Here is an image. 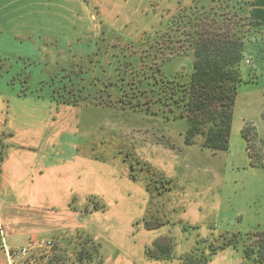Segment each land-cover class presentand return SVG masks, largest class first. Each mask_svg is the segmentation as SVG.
Instances as JSON below:
<instances>
[{
  "label": "rangeland",
  "instance_id": "1",
  "mask_svg": "<svg viewBox=\"0 0 264 264\" xmlns=\"http://www.w3.org/2000/svg\"><path fill=\"white\" fill-rule=\"evenodd\" d=\"M19 2L5 1L8 9L21 7ZM196 2L205 4L209 0H65L63 4L56 0L55 13L60 18V15L64 17L62 20L55 19L56 34L49 36L60 40V44L56 43L55 55L48 58V64L34 66L23 62V66L27 72L35 69L34 78L40 81L38 90L34 91L36 95L55 96L57 100L68 103L85 101L106 108L102 116L99 113H85L83 116L74 114L72 121V134L86 133L88 140L102 142V146H92L90 150L80 147L82 152L87 151V155L90 152L93 157L97 155L93 161L101 162L100 176L95 177V174H100L98 169L94 172L87 166V176L97 179L100 184V195L88 196V206L81 208L86 217L82 231L54 239L55 244L51 247L34 248L31 257H16L12 259V264H97L100 258L101 264H106L115 260L113 258L116 253H119L116 260L119 264H148L141 253L147 246H152L155 239L165 236L171 237L174 242L169 264H255L253 259L244 257V247L247 234L264 230L258 217L264 220V173L252 167L243 127L250 124L257 130V125L263 122L264 129V99L260 91L254 90L251 82L240 84L229 148L215 152L203 147L199 138L195 144H186V120L164 113L160 103L153 105L152 113L133 108H117L119 103L116 95L112 87L108 86L110 75L114 73V67L118 66L115 54L119 52V45L127 46L132 41L138 46L136 49L142 50L143 47L148 50L143 51L145 53L155 46L158 48L157 43L162 42V35L169 29L168 21L171 19L170 26L173 24L176 29L183 30V23H174L173 16H182L184 7ZM91 15L95 16V22L90 20ZM179 15L175 20L180 19ZM2 21L7 23L9 19L3 17ZM63 28H72L69 43L57 34V31L63 32ZM175 31L178 34L180 32ZM27 36L4 33L0 35V40L11 43L16 39L20 42ZM109 38H112L113 44L106 43ZM110 52L113 53V59H110ZM245 52L243 72L256 62L254 52L249 47ZM192 57V51L188 50L170 59L165 66L169 64L175 69L186 70ZM25 71L24 75H18L17 78L21 82L22 77L21 85L26 89L24 94L30 91ZM249 79L254 78L250 76ZM133 80L137 82L138 77ZM109 91L111 97L108 96ZM141 102L147 101L141 98ZM89 117L93 121L85 123ZM102 118V128L97 127L96 121L100 123ZM146 118L151 119L146 121ZM160 118L167 125L165 130L158 126V122H154ZM150 122L156 124L151 129H145L144 124L151 125ZM149 135L152 142L156 138V142L161 144V153L154 152L153 147L144 150L141 143ZM250 136L253 153L264 156V141ZM149 157L154 160L160 157L163 164L158 167L148 160ZM88 162L91 163L92 159ZM145 162L151 164L163 177L171 179L172 188L159 192V187H156L160 185L159 180L155 178L148 189L150 173L144 168ZM127 168L131 178L136 183L144 182L146 189L139 187L134 193L128 194L126 191L120 195L107 193V188L114 183L125 189L120 180L124 178ZM178 172V177L169 176L172 173L177 175ZM78 197L74 198V202ZM191 201L193 207L189 209ZM141 205H146L144 214ZM193 213L197 215L193 216ZM145 217L150 221L149 225L155 226L147 230L180 226L190 233L189 238L194 243L190 245L186 238L177 241L174 236L164 234L145 244L142 234ZM157 223L159 225H155ZM16 250H13L14 255ZM146 258L150 259L147 255Z\"/></svg>",
  "mask_w": 264,
  "mask_h": 264
},
{
  "label": "crops",
  "instance_id": "2",
  "mask_svg": "<svg viewBox=\"0 0 264 264\" xmlns=\"http://www.w3.org/2000/svg\"><path fill=\"white\" fill-rule=\"evenodd\" d=\"M5 1L0 5V35L9 33L14 36H29L20 42L16 39L11 43L0 40V264H12L10 250L23 248L33 241L62 239L65 235L82 231L86 217L81 208L88 206V196L100 195V184L97 179L87 176V166L94 172L102 170V167L101 162L93 161L97 155L93 157L92 152L87 155V151L84 153L81 148L90 150L102 146V142L88 140L86 133L72 134V121L74 114L83 116L85 113H99L102 116L106 108L101 104H87L85 101L68 103L57 100L55 96L34 93L38 90L40 81L34 78L35 69L25 71L23 62L34 66L49 63L48 58L55 55L56 43L60 44L59 39L54 40L49 36L56 34L55 19L62 20L64 16L60 15V18L56 15V0H28L27 3H21L23 7L17 9H8ZM57 1L59 4L65 2ZM247 14L250 31L246 49L249 47L254 52L256 62L253 67L244 69V75L251 82V87L260 91L264 99V0H249ZM3 17L9 21L4 23ZM90 20L95 22V16L91 15ZM64 30L57 31V34L69 43L72 28ZM106 43L113 44L112 38ZM109 56L113 59L112 52ZM24 71L28 74L30 89L25 94L23 91L26 89L21 85L22 77L21 82L17 79ZM250 76L254 79H249ZM150 119L146 118V121ZM91 121L93 118L89 117L85 123ZM102 121L103 118L100 123L96 121V126L102 128ZM161 121L160 118L154 122H158V126L165 130L167 125ZM154 122H150L151 125L144 124L145 129H151L156 124ZM257 132L264 141L263 122L257 125ZM156 141L153 138L152 142L149 135L141 145L145 147L144 150L153 147L154 152L161 153L163 147ZM159 158L147 159L159 167L163 164V160ZM89 159H92L91 163L88 162ZM252 167L264 173V166ZM99 173L95 177L102 174L100 171ZM125 173L120 180L125 189L114 183L107 188V193L120 195L127 191L129 194L139 187L145 188L144 182L136 183L131 178L128 168ZM172 174L169 176H180L179 172L177 175ZM76 196L80 197L74 202ZM188 206L189 209L193 207L192 201ZM141 207L144 214L146 205ZM194 213L193 216L197 215ZM258 217L261 219L260 226H264V220L259 215ZM196 220L200 225L197 218ZM142 234L145 244L164 234L174 236L177 241L186 238L190 245L194 243L189 238L190 233L180 226L156 230L143 227ZM117 254L119 253L113 258L115 260L106 264H119L116 261L119 258ZM141 255L148 260V264H168L161 260L147 259L144 250Z\"/></svg>",
  "mask_w": 264,
  "mask_h": 264
},
{
  "label": "trees",
  "instance_id": "3",
  "mask_svg": "<svg viewBox=\"0 0 264 264\" xmlns=\"http://www.w3.org/2000/svg\"><path fill=\"white\" fill-rule=\"evenodd\" d=\"M248 7L249 0L196 2L184 7V14H178L180 19L175 20L178 15L173 16L174 23H183V30L173 24L170 26L171 19L168 21L169 29L162 35V42L157 43L158 48L155 46L145 53L143 51L148 50L142 46V50L136 49L138 46L132 41L127 46L119 45V52L115 54L118 66L114 67L108 83L118 100L116 107L152 113L153 105L160 103L164 113L186 120V144H195L201 139L203 147L215 152L228 150L238 88L248 81L242 69L250 31ZM175 30L180 31L179 34ZM188 50L193 57L186 70L165 66L170 59ZM135 77H138L137 82L133 80ZM107 93L111 97L110 91ZM141 98L147 102H141ZM243 134L248 140L251 164L264 166V156L253 153L250 135L259 139L256 127L246 124ZM144 168L150 173L148 189L155 178L159 180L160 185H156L159 192L172 188L173 181L163 177L151 164L145 162ZM149 223L145 217V227L155 228ZM246 236L249 243L245 242L244 257L253 259L255 264H264V230ZM173 243L171 237H158L152 246L146 247V255L169 264ZM101 260L97 264H101Z\"/></svg>",
  "mask_w": 264,
  "mask_h": 264
},
{
  "label": "built area",
  "instance_id": "4",
  "mask_svg": "<svg viewBox=\"0 0 264 264\" xmlns=\"http://www.w3.org/2000/svg\"><path fill=\"white\" fill-rule=\"evenodd\" d=\"M55 244L54 240H46V241H33L28 246L20 248L16 250V255H14V251L10 250L9 254L12 259L18 258H29L31 257V250L37 247H51Z\"/></svg>",
  "mask_w": 264,
  "mask_h": 264
},
{
  "label": "snow or ice",
  "instance_id": "5",
  "mask_svg": "<svg viewBox=\"0 0 264 264\" xmlns=\"http://www.w3.org/2000/svg\"><path fill=\"white\" fill-rule=\"evenodd\" d=\"M28 0H20V3H27Z\"/></svg>",
  "mask_w": 264,
  "mask_h": 264
}]
</instances>
